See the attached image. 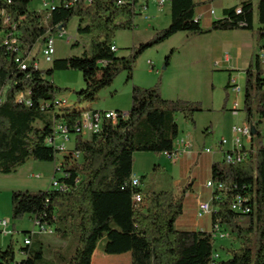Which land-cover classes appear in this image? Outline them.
<instances>
[{
    "label": "trees",
    "instance_id": "obj_1",
    "mask_svg": "<svg viewBox=\"0 0 264 264\" xmlns=\"http://www.w3.org/2000/svg\"><path fill=\"white\" fill-rule=\"evenodd\" d=\"M33 1L11 0L6 6L14 22L21 20L18 41L12 49L0 37V176L16 174L30 162L56 163L58 152L48 145V139L54 136L58 123H64L75 134V149L82 153L83 160L74 164L64 161L62 171L66 176L58 181L67 186L66 191H13V220L30 215L33 220L55 227V235L62 240L76 236L72 252L66 248L54 253L52 260L57 264H92L103 238L105 254L131 253L132 264H264V146L260 131L264 121V67L259 57L255 67L246 71L244 89L246 122L256 132L248 149L250 158L237 164L215 163L212 169V179L226 187L216 193L222 195V200H213V225L221 222L230 238L240 241L239 248L228 251L230 258L218 262L213 259L216 240L212 232L176 228L188 188L175 194L132 185L135 154L173 153L179 137L177 115L195 125L196 114L203 111L201 103L166 100L160 84L151 88L134 85L128 119L116 126L105 123L99 133L85 138L76 132L83 109L68 100L69 106L59 105L63 89L53 81L58 71L80 72L86 87L75 92L78 102L94 103L120 74L128 72L131 79L146 50L179 33L253 31L255 13L261 25L256 35L263 51L264 0L256 8L252 0H246L227 9L225 17L207 30L195 18L198 5L194 0H170L169 26L158 30L149 42L134 47L127 57H118L112 48L118 32L135 29L137 0H61L59 6L46 12L31 10ZM73 19H79L78 32L91 37L90 55L55 58L50 69H36L37 46L44 44L48 36L65 31ZM1 30L8 28L0 23ZM31 54L32 63L22 70L16 60L19 55L25 59ZM169 63L170 56L166 67ZM229 88L230 83L226 86ZM19 93L30 103L18 101ZM96 114L89 113L90 124H95ZM137 194L142 196L139 203L134 200ZM236 196L247 200L249 213L232 210ZM43 246L35 235L30 246L21 248L27 257L18 263L11 239L6 249L0 248V259L8 264H38L44 259Z\"/></svg>",
    "mask_w": 264,
    "mask_h": 264
},
{
    "label": "rangeland",
    "instance_id": "obj_2",
    "mask_svg": "<svg viewBox=\"0 0 264 264\" xmlns=\"http://www.w3.org/2000/svg\"><path fill=\"white\" fill-rule=\"evenodd\" d=\"M50 5L59 6L61 0H47ZM46 3L43 0H34L31 5V10H42L46 12ZM148 15L150 13L148 11ZM87 22V21H86ZM141 29H134L132 31H120L115 38L118 50L116 52L118 57H127L132 53L134 47H139L141 44L149 42L156 34L153 28L145 31L144 24L146 22L143 16L138 17L137 21ZM79 19L70 21L65 29L64 35L61 32L53 34L55 38L56 57L67 58L72 56L90 55V41L91 37L87 34H80L78 32ZM84 24H86L84 22ZM164 24V23H163ZM159 23L157 26H162ZM169 26V25H168ZM167 26V27H168ZM163 28V27H162ZM165 28V27H164ZM162 30V29H161ZM42 45L39 44L34 52V55L40 60V67L43 70L50 69L52 63L45 62L41 56ZM215 48L213 36L208 35H193L189 33H181L164 43L146 50L138 59L136 68L129 79L128 72L120 74L114 81L111 87L103 89L98 96V100L94 103H79L75 92L80 91L86 87L83 76L78 71H58L54 74V83L63 89V92L58 96L59 99H67L70 104H76L77 107L83 108H97L100 110H121L128 112L132 106V89L133 86H140L143 88H151L160 84V91L162 97L167 100H186L199 102L202 105L203 111L198 113L195 117L198 136L202 135L207 126H213L215 137L227 139L229 142L233 140V129L236 126H243L246 122V114L244 112V89L245 78L244 74L239 78L233 77L232 80L242 89L241 94L237 95L233 88L226 89L227 73L216 72L212 53ZM170 56L169 66L166 67V59ZM30 60L28 61V63ZM152 63V65L150 64ZM159 73L155 75L154 73ZM244 85V86H243ZM9 85L5 89L8 90ZM165 99V98H164ZM229 100V101H228ZM92 109V108H91ZM237 110V113L232 110ZM177 123L181 130L186 131L188 124L181 114L177 115ZM258 118H255V123ZM195 125H193L195 127ZM192 127V126H190ZM195 129V128H194ZM262 134V142L264 146V121L260 125ZM85 138L90 135L85 134ZM70 146H74L75 137L72 138ZM258 146V142H255ZM151 154L153 153H145ZM162 161H168L162 154L157 155ZM60 159V157H57ZM168 163V162H167ZM143 165L150 168L152 171L143 175L144 185L153 186L163 185L169 187L171 180L167 175L157 170L156 161L147 158L143 160ZM156 165V166H155ZM57 166L56 163H41L30 162L22 167L16 174L10 175L13 179L20 178L23 185L22 190H31L33 192L48 190L51 188L50 182L55 176L53 171ZM38 175L41 177L36 178ZM62 173H56V178L62 177ZM11 180V179H10ZM154 188V187H152ZM150 189V188H149ZM12 192L8 189L0 190V220H10V229H15L13 226L17 224L14 235L10 236L0 232V248L5 249L14 240L16 251V262L20 263L24 256L21 254V247H24L25 236L27 232L34 229V225L30 215L24 216L21 220H13L12 218ZM22 229L28 231H21ZM26 232V234L24 233ZM55 235V234H54ZM40 241L43 243L44 259L38 264H57L53 261L55 252L67 251L72 252L74 246L77 244V237L70 236L64 240L62 248H52L47 243V235H38ZM58 238V237H57ZM217 239L216 251L220 254L221 260L230 258L228 251L240 247L239 240ZM106 244V239L103 238L98 244V250H103ZM70 245V246H69ZM69 246V247H68ZM224 247V249H223ZM227 251V252H226Z\"/></svg>",
    "mask_w": 264,
    "mask_h": 264
},
{
    "label": "crops",
    "instance_id": "obj_3",
    "mask_svg": "<svg viewBox=\"0 0 264 264\" xmlns=\"http://www.w3.org/2000/svg\"><path fill=\"white\" fill-rule=\"evenodd\" d=\"M137 1V7H140L146 2V0ZM194 1L198 5L195 9V18L199 20L201 27L207 30L212 27L215 21L223 19L225 17V11L227 9L239 6L243 1L246 0ZM259 1L260 0H252L255 8L257 7ZM43 2L46 3V9H52L53 7H55V5L48 4L47 0H43ZM148 11L150 13V16L148 15L149 19L146 20L143 18L146 22V24H144L145 31H147L148 28H153L154 31H158L161 29H165L170 24L171 3L166 4L164 7H158L155 4H149ZM212 11H214V13H212ZM138 17L140 16H137L135 19V29L140 30L141 26L137 22ZM159 23L164 24L162 26H157V24ZM260 28L261 25L258 23L257 14L255 13L253 31H219L210 34V36H213V41L215 43V48L212 53V59L214 61V65L216 66L214 70L216 72H223L228 74L227 80L229 82H227V85L230 83V81H232L233 77L239 78L242 73L244 74V76H246V71L250 67H255L256 59L257 57H259L262 45V43H259L256 35V31ZM64 32L65 31H63L61 34L64 35ZM177 35L178 34H176L175 36ZM175 36H173V38ZM114 45L118 50L116 42H114ZM150 64L152 65L151 62ZM154 74L159 75L158 72ZM244 78L246 79V77ZM164 98L166 100L168 99L166 97ZM67 105L69 106V104H65L64 106ZM91 108L92 110L103 111L97 108ZM91 108L89 107V109ZM85 110H88V107L83 108V111ZM88 124H90V115L88 116ZM188 124L191 125H189L188 127L186 126V131L181 130L180 126L178 125L179 137L176 141L175 148L176 150L182 151L176 159L171 160L165 154H162L165 158L168 159V161L164 162L159 159L157 155H154L153 157V155L151 154L136 153L133 172L134 176L142 178L143 175H147L152 171L151 166L150 168H147V166L143 165V160L150 158L153 159V161H156L157 170L167 175L171 180L170 186L167 188L163 185H157L155 188V186H153L152 184L148 187L144 185V181H142L141 188L146 191L170 190L175 194L179 193L183 189L188 188L187 192L185 193L184 211L182 216L176 222V228L179 231L211 232L213 227L212 214L204 217H199V204L202 202L212 201L213 192L206 186V184L212 179L213 165L215 163L224 162V153L232 149L233 142H229L226 139L228 141L227 144L224 146H220L221 139L215 137V131L213 130L212 125L207 126L202 135L198 136L196 134V125L194 127L192 123L188 122ZM186 143H190L192 145V148L183 150ZM245 146L249 149L252 146V140L245 141ZM205 149H212V152L207 153L205 152ZM55 171L56 167L53 171L54 174ZM9 176L10 175L0 176V190L8 189L9 191L13 192L15 190H22L24 189L22 188V186L27 185L26 182L22 183L20 178L17 177L12 180V178ZM52 180L50 182V186ZM30 218L32 219L31 216ZM19 222L20 221H18L17 224L13 226L15 229L17 228ZM15 229L13 230L15 231ZM21 231L28 230L22 229ZM24 233L26 234V232ZM47 237V243L52 248H62V244L64 245L65 243L64 240L56 235H47ZM232 240L233 239H231V241ZM92 264H132V256L131 253H125L121 255H107L105 254L104 250L101 251L97 248L92 259Z\"/></svg>",
    "mask_w": 264,
    "mask_h": 264
},
{
    "label": "built area",
    "instance_id": "obj_4",
    "mask_svg": "<svg viewBox=\"0 0 264 264\" xmlns=\"http://www.w3.org/2000/svg\"><path fill=\"white\" fill-rule=\"evenodd\" d=\"M170 3V0H146L144 4L138 7L139 16H143L144 19L148 20V6L149 4H155L158 7H164L166 4ZM11 4V0H0V23L2 27H7L8 30H1L0 37H3L2 41L4 45L8 46L9 49H12L13 45L17 43L19 33L17 32V27L21 23L14 22L12 20L11 15L7 12L6 6ZM214 13V11H212ZM237 13H241V9L237 10ZM62 36V34H60ZM113 51H117V48H112ZM32 54L25 59H21L22 56L19 55L18 59L16 60L19 63L22 70H26L28 65L32 63ZM41 56L43 60L48 63H53L56 58V46H55V38L53 35H50L46 38L45 44H42L41 48ZM30 62L28 63V61ZM259 60L264 67V50L260 51ZM34 67L36 69H41L40 67V60L36 59L34 63ZM230 88L234 89L236 94H241L242 89L235 83L234 80L230 81ZM18 101L25 102L29 104L30 101H27L24 97L23 93H19L17 97ZM69 104L67 100L63 99L59 101V105ZM233 112L237 113V110H232ZM89 113H97V121L95 124H88V116ZM128 119V112H123L120 110H107V111H93L88 108V110L84 111V115L81 117V121L76 127V132L82 135L85 134H97L99 133L103 125L105 123H111L114 126L118 125L120 121ZM75 137V134L71 133L68 127L64 123H58L55 127V134L53 137L48 139V145L54 146L58 152V156L60 159L57 158V166L55 171V176L51 183V189H58L61 191L68 190L66 185H61L56 178V173H62V177L66 175L62 171V167L64 161H68L72 164L80 163L83 160L82 153L77 151L74 146H70L72 142V138ZM253 138L251 134V126L248 123H245L243 126H236L233 129V147L230 151L224 153V162L226 164H237L242 163L250 158V153L248 148L245 146V141H251ZM75 141V139H74ZM226 139H222L220 141V146H224L227 144ZM176 144V143H175ZM192 145L190 143H186L183 150L191 149ZM182 150H176L173 153H166L165 155L171 159H176ZM205 152L211 153L212 149H205ZM38 175L36 178H39ZM132 185L134 187L141 186L140 178L133 175L132 177ZM206 186L213 192V198L211 202H202L199 204V211L198 216L204 217L207 215H211L214 212L213 200H222V195H216V193H221L222 191L226 190V187L223 183L216 182L213 179L208 181ZM135 202L139 203L142 201V196L137 194L134 198ZM247 200L241 196H236L232 201V210L240 213H249L250 209L248 206H245ZM34 229L29 232L25 236L24 247L30 246L32 243V238L35 235H54L55 234V227L47 224L41 223L39 221L33 220ZM11 221L10 220H0V232L8 234L10 236L14 235V230L10 229ZM213 237L215 240L220 239H227L230 237V233L228 229L221 223L217 222L213 225L211 230ZM22 256L27 257L24 253V250H20ZM214 261L218 262L221 260L220 254L216 251L213 255ZM0 264H8L7 262L0 259Z\"/></svg>",
    "mask_w": 264,
    "mask_h": 264
},
{
    "label": "water",
    "instance_id": "obj_5",
    "mask_svg": "<svg viewBox=\"0 0 264 264\" xmlns=\"http://www.w3.org/2000/svg\"><path fill=\"white\" fill-rule=\"evenodd\" d=\"M255 129L253 128V127H251V134H252V136H255Z\"/></svg>",
    "mask_w": 264,
    "mask_h": 264
},
{
    "label": "bare ground",
    "instance_id": "obj_6",
    "mask_svg": "<svg viewBox=\"0 0 264 264\" xmlns=\"http://www.w3.org/2000/svg\"><path fill=\"white\" fill-rule=\"evenodd\" d=\"M45 44V43H44ZM95 120L97 121V114H96V116H95Z\"/></svg>",
    "mask_w": 264,
    "mask_h": 264
}]
</instances>
